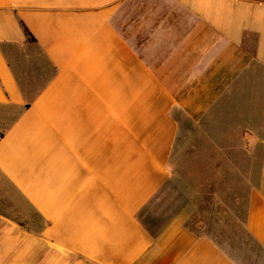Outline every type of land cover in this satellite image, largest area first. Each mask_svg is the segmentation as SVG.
I'll use <instances>...</instances> for the list:
<instances>
[{
  "label": "crops",
  "instance_id": "crops-1",
  "mask_svg": "<svg viewBox=\"0 0 264 264\" xmlns=\"http://www.w3.org/2000/svg\"><path fill=\"white\" fill-rule=\"evenodd\" d=\"M199 187L245 249L188 227ZM0 264H264V0H0Z\"/></svg>",
  "mask_w": 264,
  "mask_h": 264
},
{
  "label": "rangeland",
  "instance_id": "rangeland-1",
  "mask_svg": "<svg viewBox=\"0 0 264 264\" xmlns=\"http://www.w3.org/2000/svg\"><path fill=\"white\" fill-rule=\"evenodd\" d=\"M259 104L260 103L258 102L256 111L261 113V110L258 111V109H261L260 107H262V104ZM257 119L260 122L263 120L262 117H257ZM255 120L256 118L254 117L250 118L251 125L254 124L252 121L255 122ZM217 121L218 123L214 122V125L218 124L217 130H213L214 138L217 137L220 140H218L220 143L222 140L231 141L236 147L235 152H237V156L238 152L242 151L241 149L239 150L238 147L244 139V136L246 135L247 138L248 135L252 136L253 133L249 132L246 122H243L242 117L219 116ZM226 125L232 128H230L229 132H224ZM203 139L208 140L207 138ZM210 140H213L212 136ZM247 151L250 150H246V157L248 156ZM219 156L222 155L219 154ZM178 167V164L172 165V168L174 169L173 178L175 176V179L178 177ZM172 185L176 187L173 182ZM197 189H199L198 196L192 199L194 208L188 227L198 236L213 238L220 244V246L228 251H235L237 253L238 251L240 252L241 249H245L249 244V241L244 229V216L242 214H234L233 211L229 209V207H231L230 198L224 197L218 199L210 195V190L201 187ZM167 193H170V190L165 192L164 200L162 196L161 198L158 197V202L160 203L159 209H162L164 202L167 204L166 206L168 209H165V212L169 209H175L178 207V198H176L173 193L166 195ZM144 220V223L148 225L149 222L147 221V217ZM150 230L157 231V229Z\"/></svg>",
  "mask_w": 264,
  "mask_h": 264
},
{
  "label": "trees",
  "instance_id": "trees-1",
  "mask_svg": "<svg viewBox=\"0 0 264 264\" xmlns=\"http://www.w3.org/2000/svg\"><path fill=\"white\" fill-rule=\"evenodd\" d=\"M30 34H28V36H29Z\"/></svg>",
  "mask_w": 264,
  "mask_h": 264
}]
</instances>
